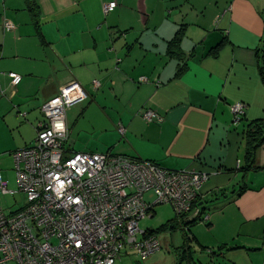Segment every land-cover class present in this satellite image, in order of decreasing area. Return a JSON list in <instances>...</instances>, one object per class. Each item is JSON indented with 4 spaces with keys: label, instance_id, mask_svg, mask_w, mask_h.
<instances>
[{
    "label": "crops",
    "instance_id": "0c3cea01",
    "mask_svg": "<svg viewBox=\"0 0 264 264\" xmlns=\"http://www.w3.org/2000/svg\"><path fill=\"white\" fill-rule=\"evenodd\" d=\"M28 1L0 0L1 177L5 165L14 170L12 153L33 143L41 105L75 79L88 96L72 119L66 111L67 154L110 151L208 173L199 205L208 219L176 221L190 238L177 264H264V141L252 164L244 158L245 126L264 116V0H30L34 16ZM180 27L178 59L166 47ZM8 73L20 76L15 86ZM238 102L245 113L235 121ZM145 110L161 121H146ZM87 116L95 137L75 149L73 127Z\"/></svg>",
    "mask_w": 264,
    "mask_h": 264
},
{
    "label": "built area",
    "instance_id": "2783aa9c",
    "mask_svg": "<svg viewBox=\"0 0 264 264\" xmlns=\"http://www.w3.org/2000/svg\"><path fill=\"white\" fill-rule=\"evenodd\" d=\"M114 7V2L105 4L104 14ZM3 27L9 31L12 24L5 21ZM8 76L13 86L20 81L15 73ZM87 96L75 79L61 86L41 105L43 120L36 124L33 143L12 153L16 187L0 175V194L22 192L26 200L9 215L0 209V264H114L127 249L145 259L160 245L138 222L156 205L170 204L183 220L208 219L199 206L206 172L170 170L110 151L66 153V111ZM245 106L233 105L235 121ZM142 117L161 121L151 110ZM148 193L150 200L144 198Z\"/></svg>",
    "mask_w": 264,
    "mask_h": 264
},
{
    "label": "rangeland",
    "instance_id": "374dc122",
    "mask_svg": "<svg viewBox=\"0 0 264 264\" xmlns=\"http://www.w3.org/2000/svg\"><path fill=\"white\" fill-rule=\"evenodd\" d=\"M78 105L79 104H77V106ZM77 106L75 105L71 107V109L67 112L66 115L67 120L72 119L73 114L74 115L76 114L78 108ZM88 121H92V119L88 116L85 118H79L78 122H81V126L77 128L73 127L72 137L77 139L75 149H79L81 147L82 144L81 141H86L95 137V136L90 137L88 134H86V132H88V130L90 129L89 124H86ZM3 171L8 173L7 176L2 175L4 179L9 180L8 186L10 188H15L16 187L15 171L13 169L10 170V164L5 165ZM144 198L146 200H150L152 196L150 195V193H148L145 195ZM25 202H26L25 195L22 192H18L14 196L0 194V209L3 213L7 215L21 208L25 204ZM152 212L154 213L152 217L151 216L145 217L139 220L138 227L140 230H145V229L153 230V231L155 230L157 240L160 245V249L145 259H140L138 254L132 249H128V251L123 250L119 253V257L116 258L115 264H177L178 263V260L181 258L183 254L184 234H186L187 238H189V232L181 231L179 227H177V223L173 224V226L176 227L174 230H171L169 226L167 228L165 227L160 228L162 225L166 224L167 220H171L174 217V211L170 206V204L167 203L158 204L153 208ZM193 248L196 249V251L194 250L193 253V255L195 256V260L197 258L203 260L205 258L204 255L205 253L199 251L195 246Z\"/></svg>",
    "mask_w": 264,
    "mask_h": 264
},
{
    "label": "trees",
    "instance_id": "16d2710c",
    "mask_svg": "<svg viewBox=\"0 0 264 264\" xmlns=\"http://www.w3.org/2000/svg\"><path fill=\"white\" fill-rule=\"evenodd\" d=\"M31 1L29 0L27 2V6L28 9L30 10L31 14L34 16L36 15L37 11L34 7V5H31ZM184 33V27H180L175 34L173 35V37L167 42V47H166V55L169 57H177L178 59L182 58V53H181V49L179 47L181 38L183 36ZM223 44V42L221 41L218 45L215 46V48L213 50L210 51V53L215 54L216 50ZM257 58H258V70H259V75H260V79L261 82L264 86V46H262L260 49L257 50ZM185 69V66H181L178 67L177 69V75ZM244 137H245V153H244V158H245V162H247L248 165L252 164L253 159H254V153L256 151V149L262 144V142L264 141V116L259 118V119H255V120H251L249 121L244 129ZM134 159V158H133ZM242 191V189L239 190L238 194ZM195 219H197V217H194ZM188 220V219H186ZM181 219L180 217L175 216V218L173 219V221H175L174 223H176V221L180 222L181 224H185V226H187V224L190 223V221H186ZM186 221V222H185ZM193 222V221H192ZM171 224V222L167 221L166 224L162 225L160 228H167V226H169V228H174L173 224ZM147 231L151 234H156V231L154 230H148ZM188 240H190V238L185 237L184 235V246H183V254L180 258V261L182 260H187V256L189 255V247H188Z\"/></svg>",
    "mask_w": 264,
    "mask_h": 264
}]
</instances>
